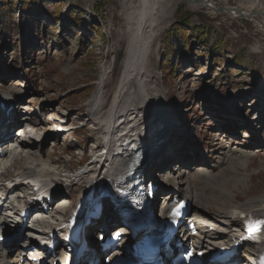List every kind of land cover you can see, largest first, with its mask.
Masks as SVG:
<instances>
[{
  "label": "rangeland",
  "instance_id": "obj_1",
  "mask_svg": "<svg viewBox=\"0 0 264 264\" xmlns=\"http://www.w3.org/2000/svg\"><path fill=\"white\" fill-rule=\"evenodd\" d=\"M210 1L230 6L240 3ZM139 4L140 0H0V92L14 89L23 95L26 111L41 117L38 125H42V141L50 142L56 137L47 140L52 128L46 129V114L67 116L68 123L80 127L72 138L65 136V141L59 140L58 147L50 151L51 160L62 169L75 172L82 168L85 146L88 152L95 138H99L94 129L97 125L87 122L85 109L87 106L89 110L93 95L103 91L101 103L105 111L109 110L121 83L129 47L126 15ZM152 4L151 16L157 26L154 53L150 58L148 55L145 75L150 93L158 91V103L150 110L143 111L140 105L138 108L143 120L171 112V120L177 123L168 135L164 153L149 156L142 177H151L148 180L159 185L157 199L164 200L166 193L162 192L167 191L166 183L174 180V175L167 170L153 175L152 169H162L175 160L187 163L177 150L184 130L182 117L184 124L188 120L197 125L194 138L200 137L202 144L209 142L204 162L215 173L213 177L224 173L231 182L241 181L243 189L236 191L237 198L233 194L235 204L263 195L264 175L262 180H257L260 172L251 173L248 178L244 170L254 164V171L264 170V130L256 121V112L264 106V17L238 18L186 0H153ZM170 34H177L180 39L170 38ZM101 78L106 80L103 90L98 83ZM260 113L264 117V107ZM230 118L238 119L240 129L248 135L228 136L219 142L220 134L209 130L230 134L221 125L223 119ZM159 122H154L157 128ZM233 122L227 121V127H232ZM231 139L233 150L226 154L229 164L222 156ZM155 176H160L162 182L156 181ZM80 191L81 187L71 198V206L77 203Z\"/></svg>",
  "mask_w": 264,
  "mask_h": 264
},
{
  "label": "bare ground",
  "instance_id": "obj_2",
  "mask_svg": "<svg viewBox=\"0 0 264 264\" xmlns=\"http://www.w3.org/2000/svg\"><path fill=\"white\" fill-rule=\"evenodd\" d=\"M208 2V4H197L195 2H190V4L204 6L214 10L221 5L224 8L229 9L228 11L226 10V12L233 14L234 17L238 18L242 16L253 17L256 15H262L264 17V0H240V3L237 6H230L220 1L208 0ZM152 3L153 0H140V4L138 6H132L126 15L128 21L127 31L130 36L129 47L126 54L127 57L121 83L118 85L117 90L114 93V98L109 110L105 111L101 103L103 102V91L95 93V95L89 100V110H87V106L85 109L84 114L88 119L87 122L89 123V121H93L97 125L96 127L93 126L96 133L104 134L105 137L109 136L110 131L113 133L112 136H114L115 140L110 143L112 149L107 153H104L105 145L97 150L99 147L98 141L94 142L91 144V148L95 144L91 149V161L86 166L83 165L82 168L73 172L70 168H60L58 164L51 160L52 153L50 151L53 148L55 149L58 147L61 143L58 139L59 136L52 130L47 140L51 139L53 135L56 136L55 139L50 142L42 141V137L37 134L36 128H33L32 132L34 133V136L30 135L28 137L29 142L22 143L20 146H6L7 153L2 159H0V164H7V168H5L6 171L1 174L6 175L10 172L13 176L12 180H14L15 173L32 171L36 175L35 177H37L39 183H44L52 187L53 183L64 184L67 188H72L74 191L79 190L81 187V191L78 195V202H85L87 196L92 197L98 186L100 184L108 183L109 179V182L112 183H122L121 177L128 169L129 160L127 159L129 158V154L132 153L131 150L133 148L145 146V165L147 160H149V156H155L154 152L164 153L163 150L165 149L168 135L177 123L176 120H171L173 114L170 113L160 116V122L157 128V125H154V118H152L154 116H149L147 120H143V113H141L139 111L140 108H138L140 105L143 107L144 111L146 108L152 109L158 103V91L153 94L150 93V90L147 88V86H149L148 78L145 75L147 60H149L148 55L150 58V55L154 53L152 47L156 36L155 27L157 26V23L151 16V12L153 11ZM105 81L104 78L98 80L100 89L102 90L105 88ZM7 93H16V91L14 89H8ZM131 96L133 100L130 99ZM153 96L155 98H153ZM4 97L1 100L6 101L7 96ZM88 104L89 102L87 105ZM0 114L4 115L1 109ZM11 125L0 129V133H3L1 134L2 137L8 136L11 130ZM35 125L37 129L42 128V125H38V123ZM161 134L163 136H161ZM24 135L27 134L24 132ZM160 139H162L160 147H151L153 143ZM48 142L50 150L49 145L48 147H45ZM86 147L87 146H85V148ZM118 149L124 150L121 151V153H117ZM95 151L96 153L101 151L99 154L100 157L97 160L92 157ZM48 157L49 160L46 159ZM142 164L143 163L140 164L142 168L140 171L141 177L146 169L145 165L142 166ZM203 169L204 168L200 167L197 170L193 169L188 172L181 171L180 179L171 180L170 183L167 182L166 190L168 193L163 195L166 200L157 208V210L166 212L168 207H172L176 204V202H171L173 197L179 196L188 200L191 199L192 205L197 207L199 213L206 219L215 218L216 215L223 219L229 218L235 212L238 214H249L252 212L264 213V194L260 196L258 195L254 198L249 197L245 202L235 204L233 201V194L237 198L238 195L236 194V191L243 189L244 186L241 184V181L236 179V182H231L229 179H225L224 173H221V175L215 179L213 175H210L206 171L207 169ZM81 180L84 182L80 185ZM15 186L18 187V185ZM159 197L160 196L157 198ZM63 200L61 201L65 202V204L59 206L57 204L58 207L56 206L60 211L57 212L59 214H65L62 211L66 210L67 207H70L71 205V202L68 201L69 199L66 201ZM105 205H107L108 210H113L110 202ZM165 215L166 213L164 216ZM195 216H197L196 212L192 211V216H190L189 219L195 220ZM40 219L42 220L41 223L44 224V220L42 218ZM223 219H219L218 222H224L225 220ZM113 220L112 213H108V217L104 219L110 228L113 226ZM207 227L208 224L205 230H203V234L208 230ZM183 233L184 236H190L187 228L183 230ZM203 234L195 241L196 244L200 245L202 242L201 240H203V244H205L203 247H207V250L212 249L214 244L222 243L220 240L207 238L206 236H203ZM212 237L215 236L212 235ZM217 241L220 242L217 243ZM251 252L253 253L254 250L251 249ZM208 253L209 252L205 251V254ZM250 258H252V255H250ZM0 261L2 264H25L19 262L17 259H7L2 253H0Z\"/></svg>",
  "mask_w": 264,
  "mask_h": 264
},
{
  "label": "water",
  "instance_id": "obj_3",
  "mask_svg": "<svg viewBox=\"0 0 264 264\" xmlns=\"http://www.w3.org/2000/svg\"><path fill=\"white\" fill-rule=\"evenodd\" d=\"M189 4L190 2H195L197 4H208V0H186ZM217 11H220V12H226V10L228 11L229 9H226L224 8L223 6L219 5L217 8H216Z\"/></svg>",
  "mask_w": 264,
  "mask_h": 264
},
{
  "label": "trees",
  "instance_id": "obj_4",
  "mask_svg": "<svg viewBox=\"0 0 264 264\" xmlns=\"http://www.w3.org/2000/svg\"><path fill=\"white\" fill-rule=\"evenodd\" d=\"M76 21H79V20L77 19ZM170 38H176L178 40L180 39L179 35H177V34H170Z\"/></svg>",
  "mask_w": 264,
  "mask_h": 264
}]
</instances>
